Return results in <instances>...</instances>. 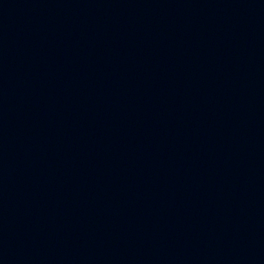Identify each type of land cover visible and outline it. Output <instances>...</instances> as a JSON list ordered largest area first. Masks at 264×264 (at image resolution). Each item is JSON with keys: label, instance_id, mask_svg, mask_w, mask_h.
Wrapping results in <instances>:
<instances>
[{"label": "water", "instance_id": "95a60500", "mask_svg": "<svg viewBox=\"0 0 264 264\" xmlns=\"http://www.w3.org/2000/svg\"><path fill=\"white\" fill-rule=\"evenodd\" d=\"M0 264H264V0H0Z\"/></svg>", "mask_w": 264, "mask_h": 264}]
</instances>
